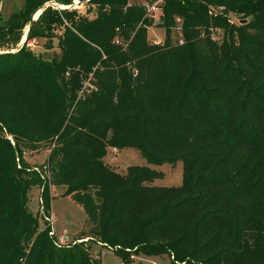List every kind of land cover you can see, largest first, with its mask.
<instances>
[{"label":"trees","instance_id":"16d2710c","mask_svg":"<svg viewBox=\"0 0 264 264\" xmlns=\"http://www.w3.org/2000/svg\"><path fill=\"white\" fill-rule=\"evenodd\" d=\"M75 1L25 0L0 19L6 52L42 10L24 46L0 55V264H99L85 241L61 246L39 229L27 196L43 188L49 210L51 186H67L92 225L84 239L121 247L123 264L140 255L264 264V0H164L160 44L143 2L79 0L86 15L47 6ZM209 5L245 23L212 19ZM37 39H58L61 58L29 51ZM43 142L55 146L48 181L24 160ZM108 148H133L150 165L182 162L183 185H151L163 173L148 166L120 174L103 162Z\"/></svg>","mask_w":264,"mask_h":264},{"label":"rangeland","instance_id":"374dc122","mask_svg":"<svg viewBox=\"0 0 264 264\" xmlns=\"http://www.w3.org/2000/svg\"><path fill=\"white\" fill-rule=\"evenodd\" d=\"M25 0H3L0 2V19L9 20L10 16L15 12L21 10L24 6ZM131 2H143L145 0H131ZM48 3L47 6H49ZM56 5V4H54ZM57 10V5L52 6ZM59 7V6H58ZM64 9L76 10L82 15H86V5L76 0L73 6L63 7ZM223 8V13H220V9ZM60 9V8H58ZM37 15V13H35ZM41 15V14H40ZM208 15L210 18L218 16H227L229 24L240 27L245 22L242 16L226 9L223 5H209ZM96 13L92 12L88 14L90 19L95 18ZM250 20V19H247ZM32 23V22H31ZM160 21H154V25L149 28L148 37L151 41H164L165 30L160 28ZM213 25V24H212ZM211 25L212 37L221 40V43L227 35L224 34L222 29L214 28ZM29 25L22 29V40L25 38ZM176 38V35H174ZM184 38V36H183ZM238 41V37L236 38ZM22 42V41H21ZM17 47H12L9 51L14 53L17 51ZM33 52L45 59V60H59L61 58V51L58 47V39H37L28 43ZM2 52V51H0ZM4 52V51H3ZM92 76V75H91ZM11 138V137H10ZM12 139V138H11ZM54 144L37 143L33 145V148L28 150L24 156L25 162L33 171H38L44 176L47 181L51 179V172L53 166L49 163V158L52 156ZM103 162L110 166L113 170L120 174H126L127 168L131 166H148L160 173H163V177L155 180L151 185L157 187H180L184 182V166L182 162H179L175 167L170 164H164L161 166L150 165L142 158L140 153L133 149H125L117 151V149L108 148L106 157ZM46 181V182H47ZM51 197L53 202L51 207L47 210L43 204L42 194L43 188L34 187L27 196V206L29 211L38 217L39 229L43 230L47 227L51 228V232L54 239H56L58 245H72L85 241L84 248L89 251L91 258L99 264H123V260L119 257L118 253L121 251V247H110L99 242V238L91 239L86 238L92 236V225L90 224L87 214L83 207L77 203L71 196H65L67 186H51ZM54 216V224L52 225L48 219L50 216ZM171 260L169 256L162 255L158 257H146L143 255L133 257L134 264H170Z\"/></svg>","mask_w":264,"mask_h":264},{"label":"built area","instance_id":"2783aa9c","mask_svg":"<svg viewBox=\"0 0 264 264\" xmlns=\"http://www.w3.org/2000/svg\"><path fill=\"white\" fill-rule=\"evenodd\" d=\"M3 0H0V2ZM164 4V0H157L154 3H144L145 8H146V17L149 19H152L153 21H162V17H163V6ZM49 5H53L56 7V5H54V3H51ZM56 8H59L58 5ZM224 9L221 8L220 9V13H223ZM173 34L176 35V41L178 42V44H183L184 43V38H183V30H182V21L180 19H177V26L173 29ZM213 39H215L217 41L218 44L221 43V40L215 37H212ZM26 42V41H25ZM24 42V43H25ZM155 44H160L162 43V41H154ZM29 46V45H28ZM48 221L53 225L54 224V216L51 215L50 218L48 219ZM51 235H53L54 233L51 232Z\"/></svg>","mask_w":264,"mask_h":264},{"label":"water","instance_id":"95a60500","mask_svg":"<svg viewBox=\"0 0 264 264\" xmlns=\"http://www.w3.org/2000/svg\"><path fill=\"white\" fill-rule=\"evenodd\" d=\"M72 6H73V5H72ZM59 8H60V9H64V8L61 7V6H59ZM69 8H70V7H69ZM41 13H42V10L39 11V12L37 13V15H35V16L33 17V19H32V23H31L30 27H29L28 30H27L26 38H27V36H28V33H29V31H30L31 26L35 23V21L38 19V17L40 16ZM24 44H25V43L20 44V45L18 46L17 51H15V52H18V51L24 46ZM27 49H28L29 51H32V49H31L30 47H27ZM15 52H14V53H15ZM9 53H11V52H0V55H5V54H9Z\"/></svg>","mask_w":264,"mask_h":264},{"label":"bare ground","instance_id":"6f19581e","mask_svg":"<svg viewBox=\"0 0 264 264\" xmlns=\"http://www.w3.org/2000/svg\"><path fill=\"white\" fill-rule=\"evenodd\" d=\"M26 40H27V38H26V36H25V38L22 40L21 43H24Z\"/></svg>","mask_w":264,"mask_h":264},{"label":"crops","instance_id":"0c3cea01","mask_svg":"<svg viewBox=\"0 0 264 264\" xmlns=\"http://www.w3.org/2000/svg\"><path fill=\"white\" fill-rule=\"evenodd\" d=\"M113 149V148H112ZM117 151H119V150H117ZM52 202H53V200H52Z\"/></svg>","mask_w":264,"mask_h":264}]
</instances>
